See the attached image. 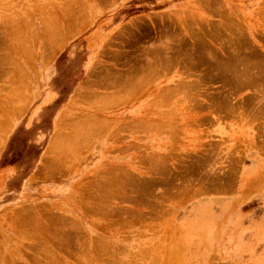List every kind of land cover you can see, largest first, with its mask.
Here are the masks:
<instances>
[{
  "label": "rangeland",
  "instance_id": "374dc122",
  "mask_svg": "<svg viewBox=\"0 0 264 264\" xmlns=\"http://www.w3.org/2000/svg\"><path fill=\"white\" fill-rule=\"evenodd\" d=\"M263 95L264 0H0V264H264Z\"/></svg>",
  "mask_w": 264,
  "mask_h": 264
},
{
  "label": "bare ground",
  "instance_id": "6f19581e",
  "mask_svg": "<svg viewBox=\"0 0 264 264\" xmlns=\"http://www.w3.org/2000/svg\"><path fill=\"white\" fill-rule=\"evenodd\" d=\"M220 25V24H219ZM52 37V36H51ZM160 40V39H159ZM168 40V39H167ZM164 41V40H163ZM164 43V42H163ZM170 43V42H169ZM168 46V45H167ZM168 48V47H167ZM232 49V48H231ZM161 50V49H160ZM160 50H157L158 52H160ZM168 50H169V48H168ZM203 51V50H202ZM230 51V50H229ZM168 52V51H167ZM211 52V51H210ZM167 55V54H166ZM169 56V55H168ZM167 56V57H168ZM211 58V57H210ZM148 59H149V57H148ZM151 59V58H150ZM158 59H159V57H158ZM189 59V58H188ZM166 60H168V59H166ZM148 62V61H147ZM155 62V61H154ZM153 62V63H154ZM151 63V62H150ZM159 63V62H158ZM161 63V62H160ZM151 65V64H150ZM162 65V64H161ZM159 67V66H158ZM165 67V66H164ZM143 68H144V66H143ZM150 68H152V67H150ZM147 69V68H146ZM153 69V68H152ZM162 69V68H161ZM150 70V69H149ZM136 75V74H135ZM129 77V76H128ZM139 79V78H138ZM134 80V79H133ZM139 83V82H138ZM135 85V84H134ZM183 85V84H182ZM178 88V87H177ZM182 88V87H181ZM186 89H187V87H186ZM191 89V88H190ZM178 90H180V89H178ZM183 90H184V88H183ZM188 90V89H187ZM120 91H121V89H120ZM190 91V90H189ZM172 92V91H171ZM177 92V91H176ZM112 93V92H111ZM189 93V92H188ZM177 94V93H176ZM193 95V94H192ZM186 96V95H185ZM264 96V95H263ZM262 96V97H263ZM234 97V96H233ZM195 98V97H194ZM185 99V98H184ZM193 99V98H192ZM198 99V98H197ZM259 100V99H258ZM189 101V100H188ZM82 127V126H81ZM86 127V126H85ZM78 128V127H77ZM81 130V129H80ZM80 133V132H79ZM61 136V135H60ZM58 137V136H57ZM58 141V140H57ZM58 144V143H57ZM61 144V143H60ZM56 146H58V145H56ZM54 147V146H53ZM58 148V147H57ZM52 149V148H51ZM53 150H55V149H53ZM51 151V150H50ZM56 151V150H55ZM115 186V185H114ZM122 186V185H121ZM115 190V189H114ZM99 195V194H98ZM102 195V194H101ZM100 195V196H101ZM98 204V203H97ZM98 207V206H97ZM153 262H155V260L153 261Z\"/></svg>",
  "mask_w": 264,
  "mask_h": 264
}]
</instances>
